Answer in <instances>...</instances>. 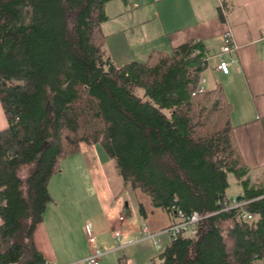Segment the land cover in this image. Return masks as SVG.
I'll list each match as a JSON object with an SVG mask.
<instances>
[{"label":"trees","instance_id":"16d2710c","mask_svg":"<svg viewBox=\"0 0 264 264\" xmlns=\"http://www.w3.org/2000/svg\"><path fill=\"white\" fill-rule=\"evenodd\" d=\"M108 2L0 0V264H49L34 232L51 176L82 142L100 143L153 206L203 216L196 237L171 238L146 264H264V186L250 185L232 104L220 83L194 94L204 45L118 66L105 47ZM230 174L244 203L222 210Z\"/></svg>","mask_w":264,"mask_h":264},{"label":"crops","instance_id":"0c3cea01","mask_svg":"<svg viewBox=\"0 0 264 264\" xmlns=\"http://www.w3.org/2000/svg\"><path fill=\"white\" fill-rule=\"evenodd\" d=\"M113 1L107 3L109 19L103 23V30L107 35L105 47L118 66L144 61L154 50L170 52L191 40L204 45L210 56L202 74L206 89L208 74L213 77L209 88L217 83L223 87L232 104L230 120L249 168L250 185L264 186V0H231L227 9L223 0H157L158 7L146 22L152 24L142 30L136 42L128 34L130 20L116 8L119 2L112 6ZM228 28L237 49L225 55L231 62L229 72L223 73L216 67V55ZM7 126L0 102V130ZM68 157L61 160L59 171L49 180L52 201L34 232L36 247L48 262L88 264L83 260L93 246L86 235V224L93 228L97 244L105 251L100 264H146L157 254L156 248L170 243V234L163 230L178 218L153 206L147 194L126 184L116 160L100 143L82 142L79 151ZM240 195L242 190L229 199ZM140 204L144 213L139 212ZM144 226L157 236L131 243L144 235ZM118 230L120 239L115 236Z\"/></svg>","mask_w":264,"mask_h":264},{"label":"built area","instance_id":"2783aa9c","mask_svg":"<svg viewBox=\"0 0 264 264\" xmlns=\"http://www.w3.org/2000/svg\"><path fill=\"white\" fill-rule=\"evenodd\" d=\"M261 40H263L264 42V34L262 35ZM236 49H237V45L234 42L232 29L228 28L223 34V43L220 47V52L216 55L218 58L217 65H216L218 70H220L223 73L229 72L231 60L226 58L225 55L235 53ZM263 53H264V48H263ZM209 58L210 56L205 52L204 55L202 56V64L207 66ZM205 82H206L205 78H202L200 81V86L194 92V94L197 92L200 93L206 90ZM243 203L244 202L242 200L239 201L236 198L232 200V203L231 201L229 202L225 200L223 201L222 210L235 208V207L241 206ZM243 216L248 219L253 218V216L247 212H245ZM202 217L203 216H201L198 212H193L191 215L186 216L184 215L182 211H178V220L172 223L171 225H169L168 227H166L163 230V232L169 233L171 238H176L180 235L194 238L197 235L198 223L202 219ZM123 219H124V216H121L120 220H123ZM85 230H86L88 241L93 246V249H92L91 254L88 257H86L83 261H85L88 264H100L101 257L103 256L105 251L97 244V238H96L95 232L89 224L85 225ZM142 233H144V235L140 239L135 238L134 240H131V243L137 240L144 239L146 237H151L154 239L155 236H157V234L150 233L147 226H144L142 228ZM115 236L118 239H120L121 233L119 230L116 231ZM154 243L155 245L158 244L156 240L154 241ZM80 263H81L80 261H77V262H73L70 264H80ZM49 264H57V263L49 262Z\"/></svg>","mask_w":264,"mask_h":264},{"label":"rangeland","instance_id":"374dc122","mask_svg":"<svg viewBox=\"0 0 264 264\" xmlns=\"http://www.w3.org/2000/svg\"><path fill=\"white\" fill-rule=\"evenodd\" d=\"M156 1L157 0H116V1H113V3H111L112 6H115V3L119 2L117 3L116 8L122 10L124 18H126L127 20H130L129 23L132 26L130 24H129L130 26L128 25L130 27L128 28V34H129V37L133 39L135 42L138 36L139 37L142 36L143 34L142 30L146 28V26H151L152 23L146 25V22L148 21L150 15L154 12V9L158 7V4L156 5L157 3ZM113 11H114V8L112 10V13H114ZM207 80H208L207 87L209 88L211 87V85L213 86V77H210V75L208 74ZM137 92L139 94H142L141 89H138ZM71 158L72 157H68L67 159L71 160ZM229 180H230V187L227 191L228 196L229 198L234 197V196L236 197V195L239 194V192H241L242 188L238 184L237 180H235V177L233 174L229 175ZM252 180H253V176H252ZM253 182L255 181L253 180ZM253 182L252 184L258 183V182L256 183H253ZM232 200H231V203H232ZM224 234H225L226 243L230 246L231 238L226 235V231ZM164 245H165L164 243H161V246H164ZM160 250L156 248L154 253H158Z\"/></svg>","mask_w":264,"mask_h":264},{"label":"water","instance_id":"95a60500","mask_svg":"<svg viewBox=\"0 0 264 264\" xmlns=\"http://www.w3.org/2000/svg\"><path fill=\"white\" fill-rule=\"evenodd\" d=\"M243 199V196H238L237 200H242Z\"/></svg>","mask_w":264,"mask_h":264}]
</instances>
